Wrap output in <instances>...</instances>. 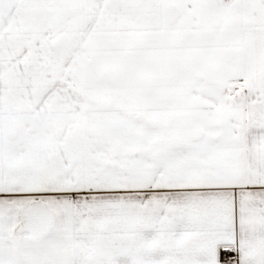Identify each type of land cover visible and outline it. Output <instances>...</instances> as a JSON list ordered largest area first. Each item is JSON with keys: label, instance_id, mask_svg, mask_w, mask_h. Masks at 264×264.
<instances>
[{"label": "snow or ice", "instance_id": "6c2138e0", "mask_svg": "<svg viewBox=\"0 0 264 264\" xmlns=\"http://www.w3.org/2000/svg\"><path fill=\"white\" fill-rule=\"evenodd\" d=\"M0 264H264V0H0Z\"/></svg>", "mask_w": 264, "mask_h": 264}]
</instances>
